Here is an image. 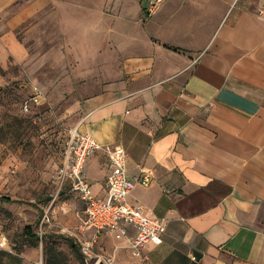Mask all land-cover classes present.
I'll return each mask as SVG.
<instances>
[{
	"label": "crops",
	"instance_id": "0c3cea01",
	"mask_svg": "<svg viewBox=\"0 0 264 264\" xmlns=\"http://www.w3.org/2000/svg\"><path fill=\"white\" fill-rule=\"evenodd\" d=\"M96 1L44 0L45 62L83 81L73 128L121 147L129 178L151 173L127 201L165 231L140 258L104 234L94 250L114 264H264V0H163L151 17L150 0ZM83 171L104 199V153Z\"/></svg>",
	"mask_w": 264,
	"mask_h": 264
},
{
	"label": "rangeland",
	"instance_id": "374dc122",
	"mask_svg": "<svg viewBox=\"0 0 264 264\" xmlns=\"http://www.w3.org/2000/svg\"><path fill=\"white\" fill-rule=\"evenodd\" d=\"M50 14L44 0H0V196L13 200L0 203V251L17 260L2 256V263L93 264L99 258L114 264L103 244L87 263L72 246L67 232L74 200L56 195L51 179L75 124L76 86L83 81L67 79L59 65L54 70L45 62L55 32ZM31 86L41 90L44 102L25 112ZM94 175L88 174L89 181ZM46 212L49 221L42 219ZM25 227L38 238L26 237Z\"/></svg>",
	"mask_w": 264,
	"mask_h": 264
},
{
	"label": "built area",
	"instance_id": "2783aa9c",
	"mask_svg": "<svg viewBox=\"0 0 264 264\" xmlns=\"http://www.w3.org/2000/svg\"><path fill=\"white\" fill-rule=\"evenodd\" d=\"M162 1L150 0L144 7L145 16L151 17ZM30 92L28 102L23 105L25 112L30 106H39L44 102V95L38 88L33 87ZM96 151L104 153L108 169L104 179L106 193L102 200L93 195L92 185L86 180L83 171L85 161ZM126 160L127 154L121 147L102 146L88 134L80 133L77 128L68 131L60 163L54 169L51 179L56 195L71 196L81 205L76 210L78 224L67 233L74 237L86 263L95 258L94 248L102 234L116 241L126 240L127 249L133 258H140L148 243H161L165 231L164 221L148 217L141 206L131 205L127 201L135 184H149L151 173H140L129 178ZM42 219L49 221L47 212ZM89 230L92 234L85 238L83 234ZM128 230H132V235H129ZM97 261L99 258L93 264Z\"/></svg>",
	"mask_w": 264,
	"mask_h": 264
},
{
	"label": "trees",
	"instance_id": "16d2710c",
	"mask_svg": "<svg viewBox=\"0 0 264 264\" xmlns=\"http://www.w3.org/2000/svg\"><path fill=\"white\" fill-rule=\"evenodd\" d=\"M29 96H31V92L28 94V98H29ZM60 160H61V156H60ZM59 163H60V161H59ZM59 163H58V165H59ZM58 165H57V166H58ZM57 166H56V167H57ZM56 167H55V168H56ZM55 168H54V169H55ZM11 202H13V200H11L10 198H8V197H4V196H0V203H11ZM27 229H28L27 227H25V228L23 229V233L25 234V236L28 237V238L35 239V240H36L38 237L35 236L34 234H32V233H31L30 231H28ZM69 243H71V242H69ZM72 243H73L72 246H73V247H76L77 250L79 251L77 245H76L74 242H72ZM2 256H7V257L9 258V261H11V262H17L16 258H15L13 255H11V254H9V253H4V252L0 251V264H3V263H2ZM10 264H12V263H10ZM44 264H48V260H45Z\"/></svg>",
	"mask_w": 264,
	"mask_h": 264
},
{
	"label": "water",
	"instance_id": "95a60500",
	"mask_svg": "<svg viewBox=\"0 0 264 264\" xmlns=\"http://www.w3.org/2000/svg\"><path fill=\"white\" fill-rule=\"evenodd\" d=\"M96 264H105L103 261H97V263Z\"/></svg>",
	"mask_w": 264,
	"mask_h": 264
}]
</instances>
